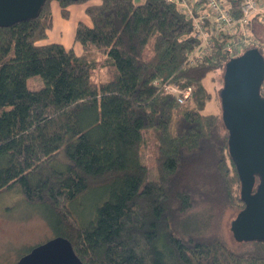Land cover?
Listing matches in <instances>:
<instances>
[{"label": "trees", "instance_id": "16d2710c", "mask_svg": "<svg viewBox=\"0 0 264 264\" xmlns=\"http://www.w3.org/2000/svg\"><path fill=\"white\" fill-rule=\"evenodd\" d=\"M52 1L63 18L76 2L45 0L37 16L0 26V192L38 203L82 264H264V240L232 249L190 214L199 203L244 207L229 131L203 112L213 96L205 78L232 55L217 45L185 64L196 42L191 19L166 0L87 5L90 25L79 21L74 31L77 54L42 42ZM227 1L239 15L241 0ZM248 48L264 62V39ZM32 76L43 86L30 89ZM155 79L191 94L180 104ZM145 138L154 180L141 160ZM91 192L99 196L92 208Z\"/></svg>", "mask_w": 264, "mask_h": 264}, {"label": "water", "instance_id": "95a60500", "mask_svg": "<svg viewBox=\"0 0 264 264\" xmlns=\"http://www.w3.org/2000/svg\"><path fill=\"white\" fill-rule=\"evenodd\" d=\"M45 0H0V26L33 18ZM77 1V0H73ZM264 62L255 48L225 64L219 92L221 119L229 131L228 145L241 180L244 207L231 221L238 240H264V97L259 87ZM258 182L252 190L254 176ZM14 264H82L70 241L61 235L39 243Z\"/></svg>", "mask_w": 264, "mask_h": 264}, {"label": "rangeland", "instance_id": "374dc122", "mask_svg": "<svg viewBox=\"0 0 264 264\" xmlns=\"http://www.w3.org/2000/svg\"><path fill=\"white\" fill-rule=\"evenodd\" d=\"M98 2V0H80L66 22H55L51 31L53 38L61 37L68 46L72 44L74 20L82 15L80 7L83 3ZM56 2H52V6ZM56 5V4H55ZM85 14V13H84ZM252 29V26H251ZM253 32V31H252ZM46 39V38H45ZM45 39L42 41L44 42ZM263 40L264 37H259ZM154 35H152L145 48V53H149L153 47ZM76 45L79 46L78 43ZM224 69L218 68L205 78V85L213 91V96L208 100L203 108L204 113H216L221 116V101L218 97L223 86ZM100 72L95 69L91 71L92 80H96ZM27 86L30 89H37L43 86V81L39 76H32L27 79ZM188 104H184L186 107ZM146 139V138H145ZM141 160L147 168L146 179H157L155 169L154 149L152 143L146 139V143L141 146ZM99 196L91 192L88 207L92 208L98 201ZM239 207L231 205L214 206L208 203L197 204L195 210L190 214L199 221L207 224V232L216 233L223 242L230 248L244 250L251 240H238L231 230V221L235 218ZM55 236L50 221L46 218L45 210L38 204L28 203L17 190H4L0 192V264H14L15 261L35 245L42 243Z\"/></svg>", "mask_w": 264, "mask_h": 264}, {"label": "built area", "instance_id": "2783aa9c", "mask_svg": "<svg viewBox=\"0 0 264 264\" xmlns=\"http://www.w3.org/2000/svg\"><path fill=\"white\" fill-rule=\"evenodd\" d=\"M176 4L179 10L191 19L196 42L185 56L184 63L193 65L209 54L217 45L232 57L238 56L250 45L260 40L251 29L252 20L257 16L264 24V2L241 0L239 15L229 12L227 0H166ZM153 84L172 93L182 104L191 94V88L180 89L174 83L157 79Z\"/></svg>", "mask_w": 264, "mask_h": 264}, {"label": "crops", "instance_id": "0c3cea01", "mask_svg": "<svg viewBox=\"0 0 264 264\" xmlns=\"http://www.w3.org/2000/svg\"><path fill=\"white\" fill-rule=\"evenodd\" d=\"M53 2V1H52ZM52 2H51V15H52V26H51V28H49L48 30H47V35H46V39H45V41L43 42V43H47V42H57V43H61L64 47H66V48H72L73 50H74V52L75 53H80L81 52V47H80V45L78 46V45H76V41L74 40V36H73V41H72V44L70 45V46H68V43H65L63 40H62V38L61 37H58V38H53V34L51 33V31L53 30V28H54V23L55 22H58V21H60V22H64L63 23V25H67L66 24V22L68 21V19H69V17H70V15H71V13L73 12V11H75V9H76V4H78L77 2H79V1H76V2H73V3H71L69 6H68V11H69V16H68V18H63L62 16H61V13H60V7H59V5H58V3L56 2L53 6H52ZM93 3H97V2H90V3H88V4H86V3H83L84 4V7H80V10L83 12L82 13V15L78 18V20H74V26H73V29H74V31H75V27H76V24L79 22V21H82V22H84L85 24H88V25H90V19H89V17L87 16V14L85 13V7L87 6V5H89V4H93ZM85 13V14H84ZM252 31H253V34L255 35V36H257L258 38L259 37H264V24H261V23H259V21H258V18H257V16L256 17H254L253 18V20H252ZM79 44V43H78Z\"/></svg>", "mask_w": 264, "mask_h": 264}]
</instances>
